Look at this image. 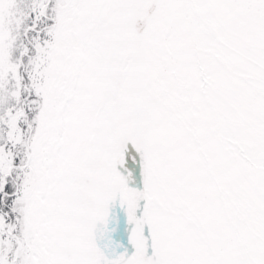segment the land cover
I'll return each mask as SVG.
<instances>
[{
	"label": "snow or ice",
	"instance_id": "snow-or-ice-1",
	"mask_svg": "<svg viewBox=\"0 0 264 264\" xmlns=\"http://www.w3.org/2000/svg\"><path fill=\"white\" fill-rule=\"evenodd\" d=\"M0 264H264V0H0Z\"/></svg>",
	"mask_w": 264,
	"mask_h": 264
}]
</instances>
